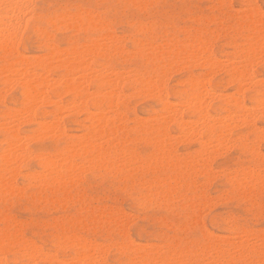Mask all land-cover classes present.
Listing matches in <instances>:
<instances>
[{
  "label": "bare ground",
  "instance_id": "obj_1",
  "mask_svg": "<svg viewBox=\"0 0 264 264\" xmlns=\"http://www.w3.org/2000/svg\"><path fill=\"white\" fill-rule=\"evenodd\" d=\"M144 1L132 0L137 5ZM242 3L240 7L243 6V9L236 10L233 16L234 23L230 25L234 34L229 41L232 51L226 53L225 61L218 59L212 50L213 42L219 34H214L205 26H200L194 30V33L187 34L186 41L183 43L168 40L160 41L158 45V42L149 43L132 38L133 51L131 52L142 63L139 68L130 70L126 68L125 71L117 68L118 64L130 58L127 48L122 43L123 37H118L116 36L118 34L110 31L111 27L106 18L98 17L94 14V10L82 9L79 6L74 11L63 7L59 13L47 20L55 26L92 32V35L87 37L88 43L84 46L87 48L84 49L82 46V49H78V43L69 42L67 49H60V51L50 42H46L47 55L44 53L46 57L41 55L44 57L36 59L35 63L28 62L23 54L20 56L21 54L16 52L15 45L22 35L21 30H26L32 25L31 21L35 15L34 0H0V52L3 55V63L0 65L1 82L17 87L21 96L20 107L0 109V195L5 192L12 193V189L21 192L30 185L38 186L40 189L48 188L52 195L65 194L68 190L67 186L75 184L84 169L102 171L105 174L124 173L127 176L125 180L128 179L133 184L132 174L136 172L139 173L136 183L139 182L138 185L145 189L142 200L158 203V197L174 200L176 196L183 200L182 204L187 207L188 217H195L194 207L204 201L206 196L201 185L197 183L196 176L209 175L216 155L209 151L208 146L212 144L210 142L213 139L218 144L226 141L225 120L227 122L238 120L239 123L249 124L254 121L255 115H259L264 121V79L258 78L254 70L255 65L260 62L264 68V11L250 0H244ZM240 11L241 14L238 13ZM140 29V25L135 26V30ZM36 31L42 34L41 30L36 29ZM179 61H184L182 65L196 63L202 71L198 74L188 72L186 74L188 88L176 92L178 101L171 102L163 88L164 85L162 86L164 82L162 77L165 75L168 64ZM147 63L151 65L150 69L144 66ZM219 70L227 76L228 84L235 87V93L229 95L223 105H218L226 112L223 116L210 114L205 106L208 98L216 97V95L222 97V93H216L209 84V76H213ZM124 86L133 92L146 94L159 103L160 117L158 118L157 114V116H149L148 123L147 119L145 121L144 118L136 116L131 118L133 126H128L124 111L121 110V107L126 106L127 95L123 90ZM246 89L252 91L251 106H247L243 100ZM66 94L71 95L67 100V106L62 102ZM38 103L50 105L53 110L36 112L35 107ZM63 107H69L71 110L76 108L85 113L88 123L84 125L83 133L79 134L76 140H65L64 146H55L53 151L39 148L40 136L50 134L52 140H55V137L66 134L59 122L58 111ZM182 107L189 112L193 120L184 119ZM42 116L52 119L46 122L38 119L39 129L20 135L19 127L22 124L37 122V117ZM169 122L177 126L178 134L183 135L184 139L190 140L191 137L196 139L199 148L195 149V157L190 154L178 157L180 154H177L172 144L173 136L166 126ZM202 134L208 137L207 141L202 140ZM137 140H142L144 144L150 146V152L147 151L148 153L144 155L138 152ZM215 141L213 144L216 143ZM31 142L36 144L35 147H30ZM211 147L214 146L211 145ZM256 147L258 149V146ZM29 159L38 161L40 167L38 171L22 172V163ZM259 159L258 167L254 166L255 169L246 166L250 170L236 168L225 175L230 187L241 190L244 198L252 197L250 200L253 199L256 191L264 188V158ZM144 163L151 165V169H158V165L163 166L169 172L168 177L164 180L158 179V176L145 178ZM17 176H21L24 180L21 186L16 184ZM182 190L183 192L191 191L193 197H183V194L186 195L182 193ZM106 211L100 210L97 215L108 214L109 219L121 221L118 212ZM90 212L94 214L93 209H90ZM76 216L74 222L79 223L85 219L88 220V224L87 221H83L84 225L77 227L65 216L58 224L60 228L52 244L55 254H52L45 252L42 246L30 241L31 239H26L18 222L3 215L0 218V222L3 223L0 227V264H72L70 259H73L74 264L75 261L78 264H110L106 260L107 250L105 247H100V241L96 244V241L84 238L78 232L79 229L84 230L90 224L95 225L96 217L86 219V216L82 214ZM250 231L243 228L239 233H244V237L238 241L225 240L227 241L225 242L226 238L222 240L221 237L209 241L205 239L208 242L196 243L193 249L174 242V244L166 245L169 251L166 253L158 250L159 245H152V243L148 249L146 247L142 250L129 236V238L125 237L124 243H120L118 248L122 254L126 255L127 261L124 264H202L201 261H206L205 264H264V237H261L263 234L258 236ZM251 240H256L257 243ZM142 246H144L143 243ZM67 248L73 251L74 257H70L69 254V260L59 259L58 256L63 255ZM90 249L92 253H86V250L89 252ZM10 255L12 257L9 259Z\"/></svg>",
  "mask_w": 264,
  "mask_h": 264
},
{
  "label": "rangeland",
  "instance_id": "obj_2",
  "mask_svg": "<svg viewBox=\"0 0 264 264\" xmlns=\"http://www.w3.org/2000/svg\"><path fill=\"white\" fill-rule=\"evenodd\" d=\"M222 1L145 0L144 3H141L142 5H137V3L132 2V0H34L35 15L33 16L34 19L31 21L32 25H30V27H28L26 30H21L22 35L17 40L15 48L16 52H18L19 55L21 54L20 56L24 55V58L30 63H35L38 59L44 57L41 55H47L45 51L46 42H50L59 50H63L64 48L67 49L69 42H76L79 44L78 49H82L88 43L86 42L88 41L87 37L91 36L92 32L84 31L82 29H67L60 25H52L49 22L50 18L59 13L63 7H67L72 11L80 7L82 9H89L92 11L94 10L95 15L106 18L109 21L110 27L113 28H110V31L118 34H115L118 37H123L122 43L127 48L126 50L130 58H128L124 63L117 65V68L120 70H125L126 68L127 70L136 69L139 68L140 63H142L141 60L138 57H135L131 52L133 51L132 40L134 37L143 42H158V45L161 42H167L168 40H171V42L177 40L178 42L183 43V41H186V35L194 33V30L200 26H205L206 29L213 31L214 34H219L213 42L212 50L218 59L221 58V61H225L227 58L226 53L232 51V46L229 44V41L230 38L234 36V34L230 29V25L234 23L233 16L235 15L236 10L243 9V6H240L243 4L242 2L244 0ZM250 1L251 3L253 2L254 4L258 5V7L264 11V0ZM227 6L229 7L227 8ZM238 13L241 14V11ZM26 17H29V15H26ZM138 25L141 26V29L135 30V26ZM36 29L41 30L42 34L36 31ZM86 48L87 47H84V49ZM0 57V65H2L3 55L1 52ZM182 63H184V61L172 62L168 64L165 75L162 77L164 81L162 82V86L164 85L163 88L171 102L178 101L175 94L176 92L188 88L186 83V74L188 72L192 74H198L200 71H202V69L197 66L196 63L191 65H182ZM144 66L147 69L151 68L149 63ZM254 70L256 71L258 78L264 79V68L262 67L261 62L255 65ZM1 76L2 75H0V91L2 89L1 92L3 94L0 92V109L8 107H20L21 96L19 94L18 88L15 86L11 87L10 85H7V83H2ZM209 79L211 88L218 94L222 93V97L216 95V97L213 96L212 98H208L207 104L205 102L206 110H208V112L212 115H226V112L219 108V106L225 103L224 100L227 99L229 95L235 93V87L230 83L228 84L227 76L222 70L217 71L213 76H209ZM205 82L207 81L205 80ZM123 90L127 96L125 98L126 106L121 107V110L124 111L128 126H133L132 119L136 116L144 118V120H148L149 116H155L156 114L158 115V118L160 117L161 106L153 98L147 96L146 94L133 92L131 89L126 88L125 86L123 87ZM251 94V90L246 89L244 91L243 100L247 106L252 105L250 100ZM70 97V94L63 96L62 102L65 106H67V100L70 99ZM35 110L36 112H47L53 110V107L38 103L35 107ZM77 110L76 108L71 110L69 107H63V109L58 111L60 115L59 122L62 124L60 126L63 127L61 128L66 134L61 137H55V140H52V135L44 134L43 137L40 136L38 147L53 151L55 146H64L65 140H76L79 137V134L83 133L84 125H87L88 123L86 122L87 120L85 113L82 110ZM182 114L186 120L194 119L189 115L188 111L184 110V108ZM38 119L41 122H44V120L46 122V120L49 121L52 118L42 116L37 117L36 121ZM38 121L22 124L19 127L20 135H24V133L27 132L32 133L35 129H39L40 125H38ZM149 121L150 120L147 122L149 123ZM225 121V133L227 134V138H225L226 141L224 140L225 142L218 144L213 139V141H215L217 144L214 143L216 144L214 145L213 141L211 140L210 143H212L211 145L214 147L212 148L211 145L208 146L211 148H208L209 151L216 155H214L216 158H214L212 161V167L210 171L211 176H209L210 172L207 176H196V181L199 185H201L200 187L203 189L207 198L205 196V203L204 201L201 203L199 202L194 207L195 217H188L187 207L182 204L183 200L176 196L174 200H170L167 197H164L163 199L158 197V203L142 200L141 197L145 193V189L138 185L139 182L136 183L138 181L139 173L133 172V184L130 183V180H125L127 176H125L124 173L105 174L102 171H89L84 169L79 174L80 179H78L75 184L67 186L68 192L66 191L65 194L52 195L48 188L40 189L38 186L31 185L25 187L23 190H21V192H16L18 190L12 189V193L5 192L4 194H1L0 218H2L3 215H7V217L18 222L26 239H31L30 241L42 246L45 252L48 251L49 253L51 252L53 254L54 250L52 244L55 241V236L60 228L58 224L61 223L65 216L69 219L70 223H73L77 217L76 215L79 214L85 215L86 219L91 217L93 218L94 216V218L96 217L95 225L90 224V226H85L87 229L84 227V230L81 228V226L79 228L82 230L79 229L81 232L79 230L78 232L84 238H89L93 240V242L96 241V244H99L100 241V247H105L107 250L106 260L110 264L126 263V255L119 251L118 245L120 243H124L123 241L125 240V237L128 236L130 239H132L133 243L137 246L139 245L138 247H140L142 250H145L146 247L148 249L152 245H159L158 250L160 249V251L165 253L168 251L166 245L174 244V242L175 244H179L181 246L187 245V248L193 249L196 243L202 244L208 242L209 240H213L214 238L216 239L217 237H221L222 240L226 238L224 241H238L244 237V233H239L243 230V228L248 231L251 230L255 233V235L258 236L263 234L261 237H264V188L261 191H256L253 194V199L250 200L252 197L244 198L242 196L241 190L230 187V184L225 179V175L230 171L236 168L247 169V167L253 169L255 165H258V161L260 160L259 158H264V121L259 115H255L254 121L249 124L241 122V125L238 120H233L232 122H230L231 120H228L229 122H227V120ZM231 123L233 127L230 126ZM227 124L229 125L227 126ZM166 126L168 132L173 136L172 144L175 147L177 154H180L178 157L187 156L185 154H190L195 157L196 150L199 148V144L196 142V139L193 137L190 138L192 141L187 138L184 139L183 135L180 133L178 134L177 126L172 122H169ZM228 128L231 129L229 130ZM259 136H262V138H259ZM203 139L207 141L208 137H206L205 134H202V140ZM237 139L240 141L238 142ZM184 140L187 141L185 142ZM35 145L36 144L34 142H31L30 147H35ZM228 145L229 148H227ZM256 146H258V149ZM136 149L142 155L150 152V146L146 145V143L144 144L142 140H139L138 143L136 142ZM219 152H221V154ZM143 168L145 171L144 177L147 179L158 176V179L164 180L165 177L167 178L169 175V172L161 165H158V169H151V165L144 163ZM214 168L221 169L219 171V169L215 170ZM39 169L40 167L36 159H29L22 163L21 170L24 173L32 172L34 170L38 171ZM226 169H228V171ZM23 182L24 180L21 176L16 177L17 186H21ZM182 193H185L186 195L184 196L183 194V197H193V193L191 191L183 192L182 190ZM212 195L213 198H211ZM90 209H93L94 214H91ZM104 209L105 211L107 210L106 212L110 213L113 212V210L114 212H118L117 214L120 215L121 221L119 222L118 220L113 221L109 219L107 217L108 214L101 216L98 214V216L97 213ZM128 214H130V216H128ZM198 214L200 216H198ZM83 221H87L88 224V220L84 219L82 222ZM82 222L78 223L76 221L73 224H76L78 227L80 225H84V222ZM166 224H168V226ZM2 226L3 223L0 222V227ZM205 239H208V241ZM251 241L255 242L256 240ZM142 243L144 246H142ZM86 253L91 254L92 249H90L89 252L86 250ZM69 254L71 255L70 257H74L73 251L70 248H67V251L63 255L58 256V258L69 260ZM11 257L12 255L8 256L9 259ZM70 260L72 264H74L72 261L73 259ZM205 262L206 261H201L202 264H205ZM75 264L78 263L75 261Z\"/></svg>",
  "mask_w": 264,
  "mask_h": 264
}]
</instances>
